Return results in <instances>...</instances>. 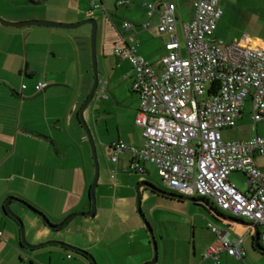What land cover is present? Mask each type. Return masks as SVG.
<instances>
[{
	"label": "crops",
	"instance_id": "obj_1",
	"mask_svg": "<svg viewBox=\"0 0 264 264\" xmlns=\"http://www.w3.org/2000/svg\"><path fill=\"white\" fill-rule=\"evenodd\" d=\"M93 1L45 0L41 5H33L27 0H0V16L10 22L46 20L75 24L91 18L97 20L99 86L84 116L96 99L91 109V124L86 122L96 149L107 157L100 162L95 190L96 213L79 216L84 219L77 222L76 217L72 219L62 228L68 227L70 232L52 234L62 229H50L36 213L32 211L35 216L28 214L30 209L20 202L12 201L10 208L18 216L28 219L30 228L25 236L29 245L58 241L89 253L99 264H149L154 260L151 237L137 210L135 185L125 183L126 177L122 175L128 173L126 169L132 155L127 151L118 153L112 148L113 143L119 142L138 150L144 145L143 129L136 123L140 100L132 89L133 68L128 59L116 53V49H132L154 67H159L166 54L165 44L170 39L168 34L158 30L164 4L171 2L176 6L181 43L184 39L182 24L193 19L196 0H133L123 7L116 6L115 0H105V9L89 15ZM147 3L156 6L151 17L148 16ZM221 20L215 32L217 39H221L218 37ZM125 22L131 24L129 30L124 28ZM145 23L149 26H144ZM91 28V25L13 28L0 24V232L3 234L0 238V264H93L88 256L66 246H24L18 222L4 207L8 198H20L46 213L54 224L64 222L73 214L91 210L90 190L95 167L88 137L79 118L80 109L94 83ZM261 31L244 34L233 43L264 50ZM221 40L225 45L230 44ZM17 77H21V87L12 82ZM40 82L46 87L37 93L36 86ZM124 85L128 94L122 97L120 93ZM247 104L251 113L250 100L246 102L244 112ZM243 119L244 114L238 123ZM255 129L257 132V127ZM108 149L110 153H107ZM114 156L118 157L117 162H112ZM254 161L258 167L264 168L263 157L255 156ZM142 180V184L151 182L147 177ZM241 191L250 192L247 183L246 189ZM141 193L143 201H148L145 214L155 233L159 231L158 224L168 225L161 235L156 263L215 264L212 258L206 257L207 250L217 239L211 222L208 227L214 235L210 234L204 240L201 234L204 221L197 219L199 215H195L191 222H183L174 208V211L169 210L157 217L154 209L169 207L162 199L175 198L146 187L141 188ZM153 195L158 197L154 207L149 203ZM234 224V229H223L233 239L243 238L245 256L237 258L222 252L219 264H264L262 258L244 247L250 235L256 245L255 230ZM192 240L193 245H189Z\"/></svg>",
	"mask_w": 264,
	"mask_h": 264
},
{
	"label": "built area",
	"instance_id": "obj_2",
	"mask_svg": "<svg viewBox=\"0 0 264 264\" xmlns=\"http://www.w3.org/2000/svg\"><path fill=\"white\" fill-rule=\"evenodd\" d=\"M104 1L94 0L88 14L105 9ZM115 1L123 7L133 0ZM146 7L151 17L156 6L147 3ZM163 7L158 30L170 39L160 60L161 73L136 51L116 49L133 68L132 89L140 100L136 123L143 129L144 145L138 150L119 142L112 148L131 153L126 171L145 174V164L155 165L170 192L208 200L234 218L257 223L264 247V168L254 161L255 156L264 158V138L225 142L221 136L222 129L238 125L248 100L255 128L264 121V50L239 42L225 45L215 38L223 16L220 2L196 0L193 19L182 24L184 53L176 6L170 2ZM123 25L130 29V23ZM45 87V83H38L37 93ZM111 160L117 162L118 157ZM237 172L246 176L250 192H242L230 181L229 176ZM211 228L217 239L206 257L215 264L220 263L222 252L244 258L243 238L233 239L227 230L215 225ZM2 235L0 232V238Z\"/></svg>",
	"mask_w": 264,
	"mask_h": 264
},
{
	"label": "rangeland",
	"instance_id": "obj_3",
	"mask_svg": "<svg viewBox=\"0 0 264 264\" xmlns=\"http://www.w3.org/2000/svg\"><path fill=\"white\" fill-rule=\"evenodd\" d=\"M219 2L221 4L222 10H223V17H222V20L219 24V29H218V34H219L218 37L219 38L223 39L227 43L232 44L236 38L242 37L244 34H257V33H259L260 29L262 30L261 32L264 34V0H219ZM187 9L190 10L189 7H187ZM180 25H179V27H181ZM86 26H90V25H86ZM181 44H182L183 51L185 53L186 52V46H185V41L183 38L181 39ZM154 68L156 69V71L158 73H161V70L159 71V67H154ZM93 75H94V73H93ZM14 79L15 80H12L13 84L15 86L18 85L19 87H21V77H17ZM126 88H127V86L124 85L122 92L120 93V96L124 97L128 94V92L126 91ZM124 90L126 92L123 93ZM111 100L113 101V98H111ZM95 104H96V99L93 101V103L91 104V107L87 110V112L85 114V118L90 124H91V122H90L91 109ZM101 105H102V101L100 102V106ZM249 112H250L249 104H247L246 111L244 112V119L241 121V123H238V125L236 127L225 128V129L221 130V136L225 142L247 141V140H251L257 136L264 138V122L258 124L257 132H256L254 123L251 120V115ZM110 126H111V130L113 131L114 123L112 121L110 122ZM88 142H89V140H88ZM89 147H90V150L92 153L90 143H89ZM96 151H97L98 161H99V166H100V162H103L104 160H106L107 157L105 156V153H103L104 156H102L101 150L96 149ZM110 151L111 150L108 149L107 153H110ZM92 157H93V153H92ZM93 162H94V160H93ZM146 166H147L148 174H140V173H134V172L122 173V175H124L126 177L124 180L125 183H127V184L132 183V185H135L137 198H138V188L142 184V181H143L142 179L145 177L150 179V181H151L150 184L153 185L154 187H156L160 190H164L166 192H170L169 190H167L166 186L164 185L162 178L159 174L158 168L155 165L148 164V163ZM230 181L232 183L236 184L239 189H241V190L246 189L247 178L244 174L238 173V172L233 173L230 176ZM195 198H197V197H195ZM157 199H158L157 195L151 196V200L149 201L150 205H152L154 207ZM197 199H200V198H197ZM162 200H164V202H166L169 205V207H167L166 210L154 209L156 211L157 217H160L161 215L166 214V212H168L169 210L174 211L173 210L174 208L177 209L176 211H178V213H179L178 215L180 217H182L183 222H188V221L191 222L194 219L195 215H199V216H197V219L204 221V223L201 225L202 226L201 230L203 231V232H201V234H203L202 238L204 240L208 239L210 237V234L214 235V233L208 227L209 222H211L213 225H215L219 228H222V229L223 228L228 229L226 227L234 229L236 227V224H234L232 222H227L224 219V218H234V217H232L229 214H226L220 210H216L217 211V213H216L214 211V209H216V208L212 207L211 202H207V201L206 202H191V201H180V200H176V199H162ZM6 201L4 202V205H5ZM147 203H148V201L147 200L143 201V198H142V214L145 216L147 221L150 223V221L147 218V214H145L148 211ZM14 204L19 206V204H16V203H14ZM33 207H35V206H33ZM143 207H144V211H143ZM40 211H42V210H40ZM28 214H30L31 216H35L34 213L30 210H28ZM47 217L49 218L48 215H47ZM20 218L22 219V221L24 223L25 235H26L27 231H29V228H30L29 227V221L26 217H24V218L20 217ZM82 219H84V218L83 217H76L75 218L76 222L80 221ZM237 219H239V218H237ZM49 220H50V218H49ZM141 220H143V219L141 218ZM51 223L54 224L52 221H51ZM55 225H58V224H55ZM169 225H171V224H169ZM167 226L168 225H162V224L159 225L158 224L157 228L159 229V231L157 234L153 230L154 234H155L157 246H158V257H159V245L161 246V242H162L161 235L163 232L165 233V229L167 228ZM68 231L70 232L71 230H69L67 227L65 229H62L61 231H56V233H52V234H54V235L64 234ZM146 231H148V230L146 229ZM199 238H200V236H199ZM61 243H63V242H61ZM191 244L193 245V240L189 242V245H191ZM244 247L246 249H248L250 253L256 254L257 256H259V258H262L263 263H264V251H262L260 249V248H264V247L260 246V248H259L255 245V239H254L253 235H250L246 238V241L244 243ZM94 259L96 260L97 264H99L95 257H94ZM162 263L163 262L160 261L159 263L157 262L156 264H162Z\"/></svg>",
	"mask_w": 264,
	"mask_h": 264
},
{
	"label": "water",
	"instance_id": "obj_4",
	"mask_svg": "<svg viewBox=\"0 0 264 264\" xmlns=\"http://www.w3.org/2000/svg\"><path fill=\"white\" fill-rule=\"evenodd\" d=\"M28 2H30L33 5H41L42 3L45 2V0L42 1H35V0H27ZM0 24H3L5 26L8 27H13V28H22V27H32V26H47V27H56V28H75V27H79V26H83V25H91L92 27V34H91V50H92V62H93V71H94V83L92 85L91 91L89 93V96L87 97L86 101L84 102L82 108L80 109L79 112V118L80 121L82 123V126L87 134L91 149H92V153H93V160H94V166H95V175H94V180L91 186V190H90V196H91V210L87 213H76L73 214L71 216H69L64 222L55 225L52 224L51 221L49 220V218L47 217V215L45 213H43L42 211H40L39 209L33 207L31 204H29L28 202L21 200L19 198L16 197H10L4 207L6 212L12 217L14 218L20 227V233H21V241L22 244L28 248H41L47 245H60V246H66L69 249L79 252V253H83L86 256H88L93 264H97L96 260L94 259V257L92 255H90L89 253L66 245L64 243L61 242H57V241H52V242H47V243H43L40 245H29L27 240H26V236H25V228H24V223L22 221V219L17 216L10 208V203L12 201H17L20 202L21 204H23L24 206H26L28 209H30L31 211H33L34 213H36L38 216L41 217V219L45 222L46 226H48L50 229L53 230H59L62 229L63 227H65L72 219H74L75 217H79V216H93L96 213V195H95V190H96V186L98 184V180H99V174H100V166H99V161H98V156H97V151H96V146H95V142H94V138L92 135V132L90 130V127L88 125V123L86 122L85 116H84V112L85 110L88 108V106L90 105V103L92 102L94 96L97 93V89L99 86V71H98V61H97V51H96V39H97V32H98V22L96 19H86L83 20L79 23H75V24H67V23H59V22H53V21H46V20H32V21H27V22H10L6 19H4L3 17L0 16ZM146 187V188H150L153 191L157 192L158 194L164 195L166 197H170V198H175L178 200H182V201H191V202H206L204 199H197L195 197H187V196H182L179 194H175L172 192H166L164 190H160L156 187H154L151 184H142L139 186L138 188V198H137V210L139 212V214L141 215L143 222L146 226V228L148 229V232L150 234L151 237V241L152 244L154 246V260L149 263V264H156L157 261V256H158V249H157V244H156V239H155V235H154V231L150 225V223L147 221V219L145 218V216L142 214L141 211V202H142V193H141V188ZM228 221L230 222H234V223H239V224H243L245 226H249L252 227L255 230V238H256V246L259 247V238H260V226L255 223V222H248L242 219H237V218H226ZM260 248V247H259Z\"/></svg>",
	"mask_w": 264,
	"mask_h": 264
},
{
	"label": "trees",
	"instance_id": "obj_5",
	"mask_svg": "<svg viewBox=\"0 0 264 264\" xmlns=\"http://www.w3.org/2000/svg\"><path fill=\"white\" fill-rule=\"evenodd\" d=\"M130 165V164H129ZM129 167V166H128ZM128 169V168H127ZM128 172H130V171H128ZM134 173H137V172H134ZM205 201H207V202H209L208 200H205ZM212 207H214V206H212ZM216 210H218L217 208L216 209H214V211L217 213V211ZM264 249V248H263Z\"/></svg>",
	"mask_w": 264,
	"mask_h": 264
}]
</instances>
